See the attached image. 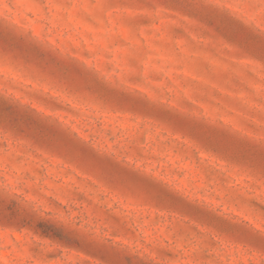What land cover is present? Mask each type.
<instances>
[{"label":"rangeland","instance_id":"1","mask_svg":"<svg viewBox=\"0 0 264 264\" xmlns=\"http://www.w3.org/2000/svg\"><path fill=\"white\" fill-rule=\"evenodd\" d=\"M0 264H264V0H0Z\"/></svg>","mask_w":264,"mask_h":264}]
</instances>
